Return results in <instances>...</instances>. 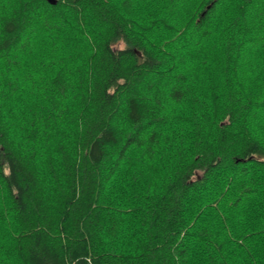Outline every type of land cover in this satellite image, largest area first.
<instances>
[{"label": "trees", "instance_id": "16d2710c", "mask_svg": "<svg viewBox=\"0 0 264 264\" xmlns=\"http://www.w3.org/2000/svg\"><path fill=\"white\" fill-rule=\"evenodd\" d=\"M5 1L0 57L36 6L104 31L36 111L0 69V264H264V0Z\"/></svg>", "mask_w": 264, "mask_h": 264}, {"label": "rangeland", "instance_id": "374dc122", "mask_svg": "<svg viewBox=\"0 0 264 264\" xmlns=\"http://www.w3.org/2000/svg\"><path fill=\"white\" fill-rule=\"evenodd\" d=\"M147 1L152 2L153 0ZM7 4V7H9L10 3L5 0H0V5ZM136 4L134 5L133 17L140 21L142 9L145 7L146 3L141 1L140 3L136 2ZM17 7L18 5H11L5 11L14 10V8ZM0 13L3 14L4 11L1 10ZM187 13L182 16L183 23L186 21ZM29 14H31L30 19L32 20L31 26L29 25L30 28L20 33L18 44L1 52L0 58H3L9 67L7 71H4L5 67H3L0 62V69L3 71L2 74L4 73L7 79L11 80L13 83L12 85H14L15 79L18 80L15 82L16 91L7 99L4 105L5 110L9 108V110H7L8 116L12 115L10 113L20 115L24 111L31 112L32 109L34 111L37 110V108L35 109V107H32V104L37 102L40 105L42 100L46 98L47 93L40 88L44 82L48 81L46 77L50 76V78H53L56 74L64 73L65 75L66 73V77L73 78V80H69V85L73 86L74 79H77L78 76L82 75L84 72V74L87 73L86 70L89 59L95 47H97L96 45L98 42L96 37L99 32L104 31V29H100L102 26L94 19L90 18L89 15L78 21L72 10L65 7L51 9L48 7L43 8L36 6L34 9L29 10ZM175 21L176 19L172 18V23H175ZM51 28L53 29L50 35L45 33L46 30ZM94 32H98L97 35L94 34ZM124 46L125 44L123 42H119L115 45L116 48H124ZM6 62H4V64ZM52 65L54 70L50 72L49 66ZM17 70H19V72ZM36 73L39 75L38 82L40 84L38 85L36 84L37 82L33 80ZM171 75L173 74L171 73ZM37 88L40 89L39 96L37 94L36 96L32 95V91ZM45 89H48L47 84L45 85ZM20 94L25 101L23 105H18L19 101L17 103L13 102V98L16 99ZM72 96H74V92L68 89L67 97ZM68 100L69 99H65L61 101ZM48 103L50 104V102ZM17 107L19 109H16ZM60 107L61 106H59V108ZM252 112L253 115L255 113L258 114V111L254 108ZM259 113V115H261V112ZM8 116L7 118L10 120ZM8 123L14 130V134L11 133L12 136L15 134L16 136L23 133L25 134L30 127V125H26L19 121L15 123L7 120V124ZM13 124L15 126H13Z\"/></svg>", "mask_w": 264, "mask_h": 264}, {"label": "water", "instance_id": "95a60500", "mask_svg": "<svg viewBox=\"0 0 264 264\" xmlns=\"http://www.w3.org/2000/svg\"><path fill=\"white\" fill-rule=\"evenodd\" d=\"M50 3L55 4L57 1L56 0H49Z\"/></svg>", "mask_w": 264, "mask_h": 264}]
</instances>
